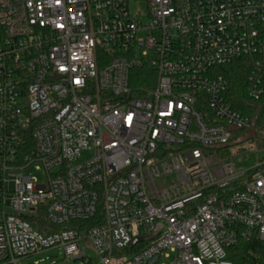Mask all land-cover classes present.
Masks as SVG:
<instances>
[{
    "label": "built area",
    "instance_id": "obj_1",
    "mask_svg": "<svg viewBox=\"0 0 264 264\" xmlns=\"http://www.w3.org/2000/svg\"><path fill=\"white\" fill-rule=\"evenodd\" d=\"M132 1L0 0V264L88 247L100 264H234L229 248L264 242V126L219 71L251 57L263 96L264 0ZM246 140L258 157L239 167Z\"/></svg>",
    "mask_w": 264,
    "mask_h": 264
},
{
    "label": "trees",
    "instance_id": "obj_2",
    "mask_svg": "<svg viewBox=\"0 0 264 264\" xmlns=\"http://www.w3.org/2000/svg\"><path fill=\"white\" fill-rule=\"evenodd\" d=\"M252 58L242 57L230 64L222 66L219 71L228 81L227 100L232 106L244 114H248L256 118V127L264 126V94L259 100H252L247 94V79L252 69ZM134 73L138 78L132 81V85L136 87L146 86L149 72L146 68L135 69ZM264 83V82H263ZM46 220L41 219L38 228L47 230ZM75 222H71L66 226H53L51 229L59 230L71 227ZM95 223V219L86 221L85 225L91 226ZM229 257L234 264H264V242L258 239L241 242L236 246H232L228 250Z\"/></svg>",
    "mask_w": 264,
    "mask_h": 264
},
{
    "label": "rangeland",
    "instance_id": "obj_3",
    "mask_svg": "<svg viewBox=\"0 0 264 264\" xmlns=\"http://www.w3.org/2000/svg\"><path fill=\"white\" fill-rule=\"evenodd\" d=\"M130 5H131L132 12L137 13V12H145L148 4L146 0H134L130 3ZM143 21L145 23H148L149 21L148 17L143 16ZM144 34H145L144 32L141 33V35H144ZM136 78H138V76H135V73H134L133 80H135ZM254 145H255V141L253 140H246L243 143L238 145V147L241 148L242 151H246V153H244L243 155L237 158V159L240 158L238 162L239 167H249L256 162L258 153L251 151L255 148ZM232 150L236 151L237 149L235 148ZM88 157H89V153L87 152L83 154V157L79 161H77L75 164H79L80 162H83ZM27 172L37 177L39 181L44 180V175L42 171H36L34 166L27 169ZM172 178L173 176L171 178L169 177L167 181H170ZM62 254H63L62 249H58V248L51 249V250L44 251L38 255L26 258L22 260L20 264H65L64 256ZM87 255H88V258L76 260V261H73V263L74 264H100L95 251L91 247L87 248Z\"/></svg>",
    "mask_w": 264,
    "mask_h": 264
},
{
    "label": "water",
    "instance_id": "obj_4",
    "mask_svg": "<svg viewBox=\"0 0 264 264\" xmlns=\"http://www.w3.org/2000/svg\"><path fill=\"white\" fill-rule=\"evenodd\" d=\"M255 121H256V118H255ZM154 235V234H153ZM153 235H151V237H149V238H152L153 237Z\"/></svg>",
    "mask_w": 264,
    "mask_h": 264
}]
</instances>
